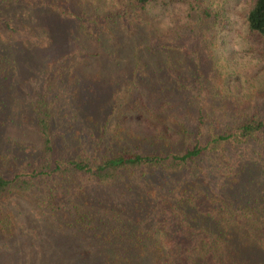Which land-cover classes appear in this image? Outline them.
<instances>
[{"label": "trees", "instance_id": "obj_1", "mask_svg": "<svg viewBox=\"0 0 264 264\" xmlns=\"http://www.w3.org/2000/svg\"><path fill=\"white\" fill-rule=\"evenodd\" d=\"M11 1L0 30L17 31L16 5L54 13L58 3L75 24L65 50L71 38L87 52L93 42L96 64L110 67L93 69L96 76L108 77L106 84L127 76L137 93L127 106L132 124L119 116L110 127L114 105L104 107L119 80L99 96L93 84L69 78L67 59L40 63L46 79L27 100L37 144L7 137L0 208L17 197L49 212L57 227L85 241L89 264H264V103L249 99L252 90L264 91V0H250L243 18L245 45L258 55L251 77L237 72L241 57L218 65L227 18L208 0ZM177 2L188 5L183 20ZM17 48L0 41L2 84L18 71ZM204 80L215 82L208 92L218 107L200 108L194 121L184 109L168 113V89L179 93ZM147 83L156 88L151 97L139 87ZM239 83L256 88L235 103L245 107L226 108L229 88L240 91ZM0 99L4 128L13 119L10 101Z\"/></svg>", "mask_w": 264, "mask_h": 264}, {"label": "rangeland", "instance_id": "obj_2", "mask_svg": "<svg viewBox=\"0 0 264 264\" xmlns=\"http://www.w3.org/2000/svg\"><path fill=\"white\" fill-rule=\"evenodd\" d=\"M97 1L103 0H88L92 5H94V2L97 5ZM208 1L221 7L225 11V17L227 18V31L219 39L220 42L223 40V45L222 48L217 50L219 51L217 56H221L224 60L220 61L218 65L230 66L234 64L235 57H241L238 62L240 65L237 68V72L248 77L254 76L257 67L253 60L258 55L253 52L252 46L245 45L246 32L243 26V18L249 8L250 0ZM9 3H12V1L0 0V15H7ZM21 5L22 7L16 5V7L11 8L14 17L12 18L16 23L17 31L8 33L0 30V41L18 45V53L15 52L14 58L18 63L19 71L16 74L14 73V77L10 78V81H4L3 84L0 81V98L10 101L9 103L7 101L5 106L11 111L9 113L13 119L10 125L6 122L7 125L4 128H0V153H3L9 147L7 137L24 141L26 142L25 146L29 148V145L37 144L34 117L27 107V100L33 97L34 92L40 90L41 85H43L41 83L46 79V74H42V64L40 63L48 61V58L54 60L52 65L55 66L60 65L67 59L65 71L68 73L69 78L79 76L82 84L85 82L93 84L95 93L99 94V96H102L103 92H110L119 80L118 76H114L106 84L108 77L101 79L93 72L95 68L99 69V71H104L105 67L110 68L104 64H96L98 61L96 58L93 59L94 57L92 56L93 53L95 55L99 50L93 42H90L89 52H87L85 49L86 44L82 39L73 40L71 38L69 39L71 47L69 50H65L64 42L68 40L69 31L74 28L75 24L69 20V15H67L69 12L63 6L61 7L58 3H54L51 8L54 13L47 11V14L43 12L44 9ZM59 10L67 12L66 15L59 14ZM173 10L176 11L180 20H183L185 15H187L188 5L184 2H177ZM227 60H229V63L225 62ZM86 65H89V67L83 68ZM261 67L264 72V60H262ZM202 82L210 85H199L200 91L194 86H190L186 91L179 93H174V91L168 89L167 96L164 98L166 100L174 99L169 100L170 108H173V110L168 113L175 115L178 111L180 112V109H184L187 111L190 121H194L200 108L204 112H210L215 107H218L219 104L215 105L214 98L211 96L210 91L208 92V89L212 86L217 88L215 82L213 80H204ZM132 83L125 76L122 80H119L118 89L110 97L111 101L109 104H107L109 98L107 99L104 109L107 108L108 111L110 104L114 105L113 107L111 106L113 117L109 121L110 127H114L119 116L124 118V120L129 119V123L132 124V119L128 118L130 114L127 108L129 102L137 93ZM163 84H166V87L172 86L166 82ZM239 85L240 91L239 87L237 89L229 88L230 94L227 93L226 95V108L245 107L235 103H242L241 100L244 99V93L246 91L251 92V89L256 88L248 86L246 89L243 83H239ZM11 86L14 88L10 90L9 87ZM152 86V84L147 83L146 85L141 84L139 87L145 97H151V94L153 95L156 90ZM200 93H203V96L200 99H196L195 96ZM250 96L251 98L249 99L252 105L264 103L263 90H252ZM231 98L234 100V104ZM0 101L2 100L0 99ZM177 102H181V104L178 105ZM57 104H59L57 105L59 107L61 102L58 101ZM101 108L103 109V106ZM96 117L98 118L99 115H96ZM131 124L129 125L131 126ZM52 217L49 212L42 211L29 200L14 197L7 201L0 208V264H89L90 256L83 249L85 241L76 238L74 235H69L66 230L57 227Z\"/></svg>", "mask_w": 264, "mask_h": 264}]
</instances>
